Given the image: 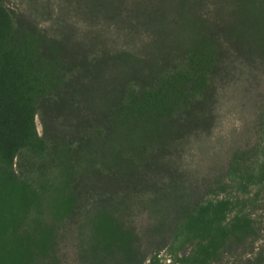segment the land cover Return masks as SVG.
Wrapping results in <instances>:
<instances>
[{
	"label": "trees",
	"instance_id": "trees-1",
	"mask_svg": "<svg viewBox=\"0 0 264 264\" xmlns=\"http://www.w3.org/2000/svg\"><path fill=\"white\" fill-rule=\"evenodd\" d=\"M17 1L0 264H264V0Z\"/></svg>",
	"mask_w": 264,
	"mask_h": 264
},
{
	"label": "rangeland",
	"instance_id": "rangeland-1",
	"mask_svg": "<svg viewBox=\"0 0 264 264\" xmlns=\"http://www.w3.org/2000/svg\"><path fill=\"white\" fill-rule=\"evenodd\" d=\"M6 4L10 7V8H20L19 2L17 0H5ZM35 123H36V129L38 131V133H41V125L39 122V119L36 117L35 119ZM233 121H226L224 126L221 128V132H226V130H228V128H230V126L233 124ZM264 201V200H263ZM261 207H259L257 209V211L255 212L256 215V219L261 223V228L262 231L260 233V238L258 239V241L255 242L254 246L257 248L261 245H264V203H261Z\"/></svg>",
	"mask_w": 264,
	"mask_h": 264
}]
</instances>
